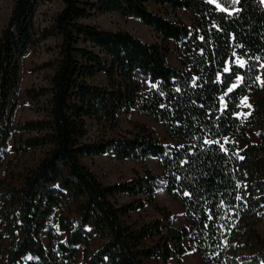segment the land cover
I'll return each mask as SVG.
<instances>
[{
	"label": "trees",
	"instance_id": "obj_1",
	"mask_svg": "<svg viewBox=\"0 0 264 264\" xmlns=\"http://www.w3.org/2000/svg\"><path fill=\"white\" fill-rule=\"evenodd\" d=\"M60 1L52 25L38 31L36 0H14L0 36V170L10 152L44 150L20 175L19 187L0 184V264H146L151 258L182 264L190 252L202 264H264V0H241L233 13L211 0ZM179 12L191 13L192 23ZM94 13L136 19L159 42L86 23ZM50 38L59 39V58L49 87L27 91V102L37 101L46 115L15 125L9 109L18 107L21 59ZM101 74L106 85L95 84ZM245 97L255 101L242 119ZM132 112L165 125L172 143L141 123H133L131 137L84 141L90 121L115 131L120 115ZM13 135L18 139L10 148ZM106 155L142 164L145 174L105 185L82 159ZM150 158L165 173V192L184 210L180 227L155 199L159 177L145 165ZM123 195L135 199L117 205ZM148 206L160 217L142 225L125 221ZM56 213L57 230L49 229ZM46 230L50 249L42 240Z\"/></svg>",
	"mask_w": 264,
	"mask_h": 264
},
{
	"label": "rangeland",
	"instance_id": "obj_2",
	"mask_svg": "<svg viewBox=\"0 0 264 264\" xmlns=\"http://www.w3.org/2000/svg\"><path fill=\"white\" fill-rule=\"evenodd\" d=\"M37 8L34 15V23L38 31L50 27L53 23L55 16L61 11L63 5L60 0H36ZM220 10L228 13H233L238 9V4L234 3V0H211ZM14 6V0H0V36L8 23L11 16V12ZM153 10H158L156 5H152ZM178 17L180 20L187 24L192 23V14L188 12H179ZM86 23L97 25L99 28L111 32L127 31L140 38L147 43H158L159 39L152 30L141 24L139 21L133 18H123L118 14H93L90 16ZM58 38H50L48 40L40 42L37 46L32 48L22 59H21V74L19 86L15 90L14 101L18 107L10 108L9 112L13 118L15 125H19L31 120L43 119L46 115L44 108L38 105L37 101L30 104L28 103V90L39 91L42 88L49 87V78L53 73L52 64L59 58L58 57ZM171 46H174L171 43ZM170 62L174 66H178L177 56L172 53L170 55ZM237 77V82H239ZM107 79L104 74H101L96 80V85H106ZM144 87L149 88V79L144 78ZM260 83L264 90V66L261 69ZM44 99H41V104H44ZM46 107V104L43 106ZM250 113V102L244 100L238 116L245 119ZM133 123H141L146 125L148 128L153 130L157 137L164 144H171L172 140L168 136L167 127L165 125L157 124L155 121L148 117L139 115L137 112H132L129 116L120 115V126L115 131L105 132L94 122L88 123L87 136L84 139L86 142H93L95 140L112 137H131L135 132ZM257 132H251V138L256 141L258 139ZM17 136L13 135L10 141V148L15 144ZM244 148L243 144H240L239 150ZM44 150H31L26 154L16 155L10 152L5 166L0 170V184L2 187H19L21 185L20 175L25 173L28 169L34 167L39 160L43 157ZM264 155V154H263ZM82 162L88 166L98 177V179L105 185H115L122 181L132 180L136 174H145V169L142 164H137L131 160L118 161L110 156H96V157H84ZM146 167L153 171L159 180L156 183L158 189L155 199L157 203L167 208L174 217V224L180 227L185 224L184 221V210L183 208L172 200L171 197L165 192L164 178L165 173L162 171L158 160L150 158L146 161ZM134 197L129 195H123L117 197L114 201L117 205L131 203L134 201ZM59 214L56 213L49 219V229L54 228L57 230V221ZM160 217L149 206L144 210H139L133 213L130 217L126 218L125 221L128 223H139L153 221ZM259 230L264 237V223L259 227ZM60 238L64 239V234H60ZM42 240L45 246L50 249V239L48 230L42 234ZM158 240V239H157ZM147 246H153V240H147ZM100 241L94 243V247H98ZM81 259V258H80ZM171 264H178L174 260H171ZM146 264H164L161 260L151 258L146 261ZM182 264H201L199 255L196 252H190L182 259Z\"/></svg>",
	"mask_w": 264,
	"mask_h": 264
},
{
	"label": "crops",
	"instance_id": "obj_3",
	"mask_svg": "<svg viewBox=\"0 0 264 264\" xmlns=\"http://www.w3.org/2000/svg\"><path fill=\"white\" fill-rule=\"evenodd\" d=\"M238 77H240V76H238ZM260 77H261V74H260ZM241 80V78H239V81ZM262 89H263V87H262ZM263 94H264V90H263ZM248 100V102H250V111H251V109H252V107H253V104H254V101H255V98L254 97H245L244 99H243V101H242V104H243V102H244V100ZM252 131H254V132H257L256 134H257V137H258V129H252V130H250L249 131V135L251 136V132ZM252 141H253V143L254 144H256V145H260L261 144V139H260V137H258V139H256V141L255 140H253V138H252ZM188 255V254H187ZM185 257V256H184ZM183 257V258H184ZM200 257V256H199ZM202 264V263H201Z\"/></svg>",
	"mask_w": 264,
	"mask_h": 264
},
{
	"label": "snow or ice",
	"instance_id": "obj_4",
	"mask_svg": "<svg viewBox=\"0 0 264 264\" xmlns=\"http://www.w3.org/2000/svg\"><path fill=\"white\" fill-rule=\"evenodd\" d=\"M234 3H236V4H240V3H241V0H234ZM229 91H231V89H229ZM249 115H250V114H249ZM240 159L243 160L244 157H240ZM184 195L188 196V195H191V194L185 192Z\"/></svg>",
	"mask_w": 264,
	"mask_h": 264
}]
</instances>
